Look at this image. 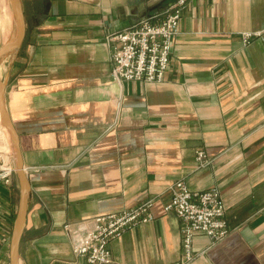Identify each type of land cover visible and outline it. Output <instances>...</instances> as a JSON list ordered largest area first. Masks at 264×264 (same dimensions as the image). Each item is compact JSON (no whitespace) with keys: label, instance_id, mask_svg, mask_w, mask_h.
<instances>
[{"label":"crops","instance_id":"obj_1","mask_svg":"<svg viewBox=\"0 0 264 264\" xmlns=\"http://www.w3.org/2000/svg\"><path fill=\"white\" fill-rule=\"evenodd\" d=\"M174 1L22 0L5 93L29 181L19 264H86L64 224L149 199L154 218L111 240V264L180 259V219L165 210L177 179L218 185L230 225L218 242L198 234L186 264H264V44L242 37L264 27V0H187L164 78L113 80L110 33ZM20 195L18 175L0 183V264Z\"/></svg>","mask_w":264,"mask_h":264},{"label":"built area","instance_id":"obj_2","mask_svg":"<svg viewBox=\"0 0 264 264\" xmlns=\"http://www.w3.org/2000/svg\"><path fill=\"white\" fill-rule=\"evenodd\" d=\"M186 0H179L174 11L168 13L160 22H144V25L120 33L124 46L115 53L114 76L159 81L163 79L171 50V33L177 29L180 17L179 6ZM263 33L260 34L264 40ZM158 37L164 39L159 41ZM205 156L200 153V157ZM15 168L8 161L0 164V181L8 183ZM173 194L166 209H175L182 220L185 258H191L194 237L204 232L212 237L224 236L230 227L225 219V205L219 189L212 187L205 191H192L185 181H177L172 186ZM147 204L120 211H110L67 224L74 239V251L84 255L90 264H106L111 260L108 241L119 235L125 228L139 221L152 218ZM181 264V262H177Z\"/></svg>","mask_w":264,"mask_h":264},{"label":"rangeland","instance_id":"obj_3","mask_svg":"<svg viewBox=\"0 0 264 264\" xmlns=\"http://www.w3.org/2000/svg\"><path fill=\"white\" fill-rule=\"evenodd\" d=\"M179 0H175L169 8L166 9V11L158 16V17H143L139 20H137L136 22H133L131 24H128L126 26H124L123 28L119 29V30H116L112 33H110V35L108 36V38L110 39L111 41V60H112V69H111V77L113 80L117 81V82H122L123 80H141V81H149V82H152V81H155V80H148V79H145V78H142V79H136V78H121L120 80L117 79L115 76H114V69L116 67L115 65V53L117 52V50L119 48H121L122 46H124V42L121 40L120 38V33H124L126 30H129V29H132V28H135V27H138L140 26L141 24L144 25V22H151V23H158L160 22L168 13L174 11V5H176L175 3L178 2ZM187 4V0L186 2L179 6V12H180V17H179V20H178V25H177V29L171 33V50H170V54H169V61H168V64L166 65V70L164 72V76H165V73L169 67V64H170V61H171V56H172V50H173V46H174V43L176 41V36L180 30V19H181V16H182V13H183V10L185 8ZM14 30H15V20H14V14H13V10H12V5H11V0H0V46L9 38H11L14 34ZM262 34V36L264 35V27L261 28V29H257V30H247V31H243L242 33V37H243V41L244 43H247L250 39L254 38V37H259L263 44H264V40L263 38H261L260 34ZM25 35V34H24ZM24 38V37H23ZM159 41L162 42L164 39L158 37ZM23 42V40H22ZM22 44V43H21ZM21 47V45H20ZM20 47L16 50V51H13L11 53H9L8 55H6L1 61H0V76L1 78L6 82L7 80V77H8V73H9V69H10V64L12 62V59H13V56H15V54L19 51ZM163 76V78H164ZM161 81V80H159ZM5 93H6V88H5ZM6 96V95H5ZM7 126H5L6 128ZM200 153H203L205 156L203 157H200ZM196 160L198 162V166H206L207 164H209L211 161H212V157L207 153V151L204 149V148H197L196 149ZM3 161H8L9 164L11 166H13V168H15V170L13 171L12 173V176H11V180L6 183V182H2L0 181V183H6V184H10L12 183L14 177L17 175V172H16V155H15V152H14V148L12 146V142H11V137L9 136L8 132L6 129H4V127L0 124V164L3 163ZM43 166H46V165H34L33 168L34 169H39L40 167H43ZM47 166H52V165H47ZM25 170V169H24ZM184 181L183 179H177L175 182L177 181ZM172 183L170 185V192H171V195L169 197V199L166 201L165 203V210L167 211H173L177 214V216L179 217L180 219V233H181V244H182V248H183V255L180 259H177L176 261L170 263V264H177V262H181L182 264V260L185 258V253H184V248L185 246L183 245L184 243V240L182 239L183 237V231H182V220L180 218V216L178 215V213L176 212L175 209H166V205L167 203L171 200L172 198V194H173V189H172V185L174 184ZM186 183V181H185ZM187 184V183H186ZM188 185V184H187ZM189 187V185H188ZM212 187H216L219 189V193H220V196L223 200V203L225 205V219L227 220V217H226V202H225V199H224V196L222 194V191H221V188L218 186V185H212L210 187H207V188H204V189H197V190H194V189H190L192 191H205V190H208V189H211ZM148 201H151V205L149 207V211L150 214L152 215V218H154V213L152 211V205H153V201L152 199H149V200H146L142 203H139V204H135V205H130V206H126L122 209H118V210H111V211H120V210H125V209H128V208H132V207H136V206H140L142 204H147L146 202ZM110 212V211H108ZM104 213H107V212H104ZM102 213H99V214H95V215H90V216H87V217H84V218H81L80 220L76 221V222H72V223H65L64 224V228L66 229V231L68 232L69 236H70V240H71V245H72V250L74 251V239H73V236H72V233L70 231V229H67L66 228V225L67 224H71V225H75L76 223H78L79 221H82L84 219H90L91 217H94V216H97V215H100ZM150 219V220H151ZM149 221V220H148ZM141 222H146V221H139L135 224H132L130 226H128L127 228H125L119 235L117 236H114L112 237L109 241H108V247L110 249V254H111V260L110 262L108 263H112L113 262V259H112V252H111V247H110V242L112 239L120 236L125 230L135 226L136 224L138 223H141ZM228 222V220H227ZM229 225V223H228ZM230 227V225H229ZM200 233H203V234H206L204 232H199L195 235L194 237V240H193V243L195 241V238L198 234ZM229 234V231L224 235V236H221V237H212L208 234H206L210 239H211V243H214V242H218L220 240H222L223 238H225L227 235ZM193 243H192V247H191V258L186 261L184 264L188 263L189 261H191L193 258H194V255H195V252H194V249H193ZM74 253L84 259V262L86 264H90L87 262L86 260V257L84 255H81V254H77L75 251ZM106 263V264H108Z\"/></svg>","mask_w":264,"mask_h":264},{"label":"water","instance_id":"obj_4","mask_svg":"<svg viewBox=\"0 0 264 264\" xmlns=\"http://www.w3.org/2000/svg\"><path fill=\"white\" fill-rule=\"evenodd\" d=\"M11 5L15 20V30L13 36L7 39L0 46V61L6 55H8L13 51H16L20 47L25 34V17H24L22 0H11ZM5 88H6V82L0 76L1 119L4 125L7 126V128L10 131L11 142L16 155V172L18 175V179L20 181V190H21L19 208L14 224L12 250H11L12 264H19L18 250H19V243L25 226L27 196L29 192V181L23 166L22 155L19 145V134L7 109Z\"/></svg>","mask_w":264,"mask_h":264},{"label":"bare ground","instance_id":"obj_5","mask_svg":"<svg viewBox=\"0 0 264 264\" xmlns=\"http://www.w3.org/2000/svg\"><path fill=\"white\" fill-rule=\"evenodd\" d=\"M12 10H13V9H12ZM0 124L4 127V129L7 130L8 134H9V136H10V131H9V129H8L7 127L5 128V125H4V123L2 122V119H1V113H0Z\"/></svg>","mask_w":264,"mask_h":264}]
</instances>
